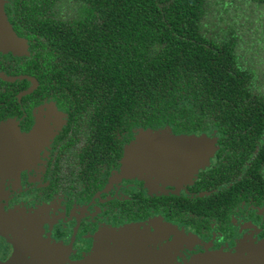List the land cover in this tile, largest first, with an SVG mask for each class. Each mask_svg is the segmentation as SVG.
Listing matches in <instances>:
<instances>
[{"label":"flooded vegetation","instance_id":"af4514ba","mask_svg":"<svg viewBox=\"0 0 264 264\" xmlns=\"http://www.w3.org/2000/svg\"><path fill=\"white\" fill-rule=\"evenodd\" d=\"M6 1L24 44L0 52V264H264V136L206 124L223 118L102 116ZM148 130L202 139L209 154H193L209 160L187 182L166 178L173 165L146 180L126 160Z\"/></svg>","mask_w":264,"mask_h":264},{"label":"trees","instance_id":"16d2710c","mask_svg":"<svg viewBox=\"0 0 264 264\" xmlns=\"http://www.w3.org/2000/svg\"><path fill=\"white\" fill-rule=\"evenodd\" d=\"M102 116L203 117L264 136V0H16ZM36 13L34 17L30 14ZM17 19V17H16ZM264 152V148L261 149Z\"/></svg>","mask_w":264,"mask_h":264},{"label":"water","instance_id":"95a60500","mask_svg":"<svg viewBox=\"0 0 264 264\" xmlns=\"http://www.w3.org/2000/svg\"><path fill=\"white\" fill-rule=\"evenodd\" d=\"M6 0H0V52L12 51L13 53H20L19 50L23 46V40L16 34L14 31L6 13ZM166 131L158 130H148L142 134V140L146 138L157 137L162 134H165ZM152 134V135H151ZM176 137V136H174ZM161 141V140H160ZM158 141V142H160ZM165 144L157 146L156 144H148L146 149L150 153L151 157L143 158L140 163L138 157L134 155V150L131 154H127L128 161L126 164L130 169L135 173L134 167L142 164L149 165L150 167L143 166L144 171L148 173H154L158 169V166L168 167L170 165L177 166L180 169L175 170L174 173L180 174L188 170V167L191 168L200 157H197L195 154L191 153L186 156H181L180 154L185 152L191 144H195L196 148H202L197 141L190 140L187 136H180L174 140H164ZM132 147H129V149ZM133 149V148H132ZM202 150V149H201ZM208 161V159H207ZM166 167V168H167ZM170 176V175H168ZM171 177V176H170Z\"/></svg>","mask_w":264,"mask_h":264},{"label":"rangeland","instance_id":"374dc122","mask_svg":"<svg viewBox=\"0 0 264 264\" xmlns=\"http://www.w3.org/2000/svg\"><path fill=\"white\" fill-rule=\"evenodd\" d=\"M152 135V134H151ZM175 138H179V137H174V136H172L171 134L169 135L168 133H165V134H162V135H160V136H157V137H152V138H146V139H144V140H142V138H141V143L140 144H138V145H135V144H133V145H131L130 147H132V148H130V149H128V154L130 153L131 154V152H132V150H134V155L136 156V158L139 156V152L140 151H142V158H145L146 157V152H147V149H146V147H147V145L148 144H156L157 146H162V145H164L165 144V141L164 140H169V141H171V140H174ZM189 139L190 140H194V141H197L198 143H199V145H201V147H202V150L203 151H207L206 152V154L208 153L209 154V147L208 146H203V144L205 143V141H203L202 139H192V138H190L189 137ZM161 140V141H160ZM158 141H160V142H158ZM133 153V152H132ZM207 159L209 160V158H206L205 156H200V158H199V160H197L195 163L196 164H194L191 168H189L188 167V170L187 171H185V172H182V173H180V174H175L174 176H167L166 178L167 179H175V180H177L178 182H187V181H190L191 180V178H192V176L194 175V174H197L198 173V171H199V169L200 168H202V167H205V164L207 163H205V161H207ZM128 161V156H127V160H126V162ZM129 167V166H128ZM127 167V168H128ZM130 168V167H129ZM138 169V165L137 166H135L134 167V170H135V172H136V170ZM130 172H133L131 169H130ZM141 173H146L147 174V177L148 178H146L145 176H144V178L146 179V180H149V181H151V182H154V183H156V181L155 180H150L149 179V177H152L151 175H150V173H148V172H146V171H142ZM171 181H173V180H171Z\"/></svg>","mask_w":264,"mask_h":264},{"label":"snow or ice","instance_id":"6c2138e0","mask_svg":"<svg viewBox=\"0 0 264 264\" xmlns=\"http://www.w3.org/2000/svg\"><path fill=\"white\" fill-rule=\"evenodd\" d=\"M195 150H196V145H195V144H191V145L188 147V149H187L185 152L181 153L180 155H181V156H186V155H189V154H191V153H194ZM159 225H160L162 231H167V232L171 231V229L169 228V225L164 224V223H160V222H159ZM138 227H139V226H137V228H138ZM155 227H156V226H155ZM145 229H146L145 232H147V228H146V227H145ZM141 235H144V234L141 233ZM151 235L156 236V233H152ZM207 264H222V262H217V261H207Z\"/></svg>","mask_w":264,"mask_h":264}]
</instances>
